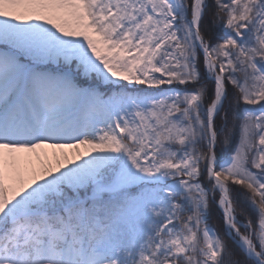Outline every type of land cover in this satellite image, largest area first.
Returning <instances> with one entry per match:
<instances>
[{
  "label": "snow or ice",
  "instance_id": "1",
  "mask_svg": "<svg viewBox=\"0 0 264 264\" xmlns=\"http://www.w3.org/2000/svg\"><path fill=\"white\" fill-rule=\"evenodd\" d=\"M0 264H264V0H0Z\"/></svg>",
  "mask_w": 264,
  "mask_h": 264
},
{
  "label": "trees",
  "instance_id": "2",
  "mask_svg": "<svg viewBox=\"0 0 264 264\" xmlns=\"http://www.w3.org/2000/svg\"><path fill=\"white\" fill-rule=\"evenodd\" d=\"M213 223L218 224V223H220V221L218 219H214Z\"/></svg>",
  "mask_w": 264,
  "mask_h": 264
}]
</instances>
